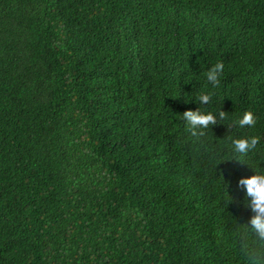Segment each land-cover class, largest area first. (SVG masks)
I'll use <instances>...</instances> for the list:
<instances>
[{"label":"trees","instance_id":"16d2710c","mask_svg":"<svg viewBox=\"0 0 264 264\" xmlns=\"http://www.w3.org/2000/svg\"><path fill=\"white\" fill-rule=\"evenodd\" d=\"M254 172L264 0H0V264H264Z\"/></svg>","mask_w":264,"mask_h":264},{"label":"clouds","instance_id":"9594fccd","mask_svg":"<svg viewBox=\"0 0 264 264\" xmlns=\"http://www.w3.org/2000/svg\"><path fill=\"white\" fill-rule=\"evenodd\" d=\"M224 63L222 61L216 62L206 73V80L213 87H219L221 77L224 72ZM198 100L203 105H208L212 100V94L201 93L198 96ZM228 113L220 110L219 120H225ZM182 119L186 122L187 131L194 138L204 136L206 130L210 127L218 124L217 116L209 112L203 113L199 108L195 111L187 110L182 115ZM240 128H254L257 123V118L251 112H245L242 119L238 122ZM234 150L242 156H247L248 153L256 149L260 143L258 136L250 138H240L232 141ZM255 174L249 178H241L238 182V187L246 190L247 198H250V204L248 207L251 208L254 215L250 219V227L244 225L248 234L254 238L257 245L264 247V174L254 172ZM262 257L260 254L253 256V261H256Z\"/></svg>","mask_w":264,"mask_h":264}]
</instances>
